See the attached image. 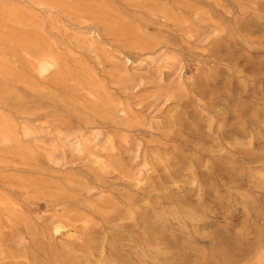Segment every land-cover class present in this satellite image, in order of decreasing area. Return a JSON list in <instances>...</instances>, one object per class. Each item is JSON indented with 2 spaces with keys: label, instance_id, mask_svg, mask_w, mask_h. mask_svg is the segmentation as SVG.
I'll use <instances>...</instances> for the list:
<instances>
[{
  "label": "rangeland",
  "instance_id": "1",
  "mask_svg": "<svg viewBox=\"0 0 264 264\" xmlns=\"http://www.w3.org/2000/svg\"><path fill=\"white\" fill-rule=\"evenodd\" d=\"M4 1L42 20L54 52L72 69L90 68L114 99L110 122L90 114L86 85L33 74L36 88L16 85L18 97L0 102L24 144L53 171L81 172L92 162L76 149L77 139H87L97 152L113 146L133 176H145L136 186L117 170L101 171V182L87 185L82 197L99 205L111 198L120 209L131 199L134 218L120 219L109 207L108 217L93 216L90 230L138 238L146 202L151 248L164 237L174 257L187 262L212 259L215 234L223 230L249 251L264 241V217L245 199L252 195L264 210V0H109L130 29L125 40L106 32L96 39L89 22L31 0ZM50 19L58 20L55 28ZM137 32L145 45H134ZM190 209L205 214L203 227L188 220ZM35 215L48 224L52 211L41 207ZM85 257L62 264H88Z\"/></svg>",
  "mask_w": 264,
  "mask_h": 264
},
{
  "label": "bare ground",
  "instance_id": "2",
  "mask_svg": "<svg viewBox=\"0 0 264 264\" xmlns=\"http://www.w3.org/2000/svg\"><path fill=\"white\" fill-rule=\"evenodd\" d=\"M31 1L38 7L54 10L78 22H89L96 39L106 32L125 40L131 33L124 16L109 0ZM57 22V19H50V28H55ZM43 31L42 20L0 0V102L18 97L14 90L16 85L30 90L36 88L38 85L33 74L43 79L54 76L56 83L72 82L80 88L86 85L91 97L90 114L114 122V99L106 85L82 63L80 70L72 69L62 55L54 52L51 39L44 36ZM136 37L135 46L146 44L140 32ZM90 48L96 50L97 45L92 44ZM128 61L129 58L125 57L124 62ZM118 69L121 75H127L125 68ZM64 100L83 105L74 96L64 97ZM125 116L129 118L127 113ZM22 135H28L25 127ZM87 141L77 139L76 145V149L92 162L86 170L53 171L40 163L38 153L24 144L13 120L0 111V143L13 144L10 150L0 149V264H62L65 260L75 262L85 254L92 258L85 257L88 264H159V254L167 260L165 264H264V241L261 238L255 240L252 251H249L231 244L227 230L221 234L216 232L213 257L201 262H187L185 255L175 258L171 253L172 243L164 237L156 238L155 246L151 248L146 202L140 215L138 238L120 232L108 237L90 230L93 216L108 217L109 207L120 219L134 218L131 199L127 198V205L120 209L111 198L99 205L82 197L81 191L87 185L101 182V171L117 170L136 186L144 183L145 176H133L113 146L102 153L89 147ZM245 199L251 211L264 217L263 208L256 205L252 195H246ZM41 207L52 211L48 224L35 215ZM170 216L179 223L175 213ZM187 218L196 228L204 226L202 211L198 214L190 209ZM7 240H12L13 246Z\"/></svg>",
  "mask_w": 264,
  "mask_h": 264
}]
</instances>
